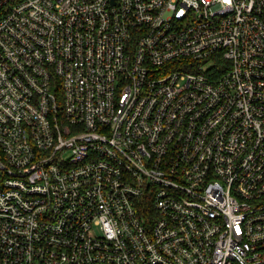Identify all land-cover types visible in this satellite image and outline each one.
Masks as SVG:
<instances>
[{"label":"built area","instance_id":"built-area-1","mask_svg":"<svg viewBox=\"0 0 264 264\" xmlns=\"http://www.w3.org/2000/svg\"><path fill=\"white\" fill-rule=\"evenodd\" d=\"M0 264H264V0H0Z\"/></svg>","mask_w":264,"mask_h":264},{"label":"trees","instance_id":"trees-1","mask_svg":"<svg viewBox=\"0 0 264 264\" xmlns=\"http://www.w3.org/2000/svg\"><path fill=\"white\" fill-rule=\"evenodd\" d=\"M211 61L213 62V67L209 71H213L214 76H219L221 73H223V70L226 68L228 62L219 58L218 56L215 55L212 58L207 59V62ZM212 73V72H211ZM59 101H61V93L59 92Z\"/></svg>","mask_w":264,"mask_h":264}]
</instances>
